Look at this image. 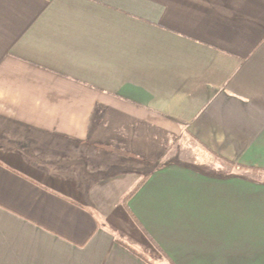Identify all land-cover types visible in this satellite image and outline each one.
I'll use <instances>...</instances> for the list:
<instances>
[{"label": "crops", "instance_id": "0c3cea01", "mask_svg": "<svg viewBox=\"0 0 264 264\" xmlns=\"http://www.w3.org/2000/svg\"><path fill=\"white\" fill-rule=\"evenodd\" d=\"M0 264H264V0H0Z\"/></svg>", "mask_w": 264, "mask_h": 264}, {"label": "trees", "instance_id": "16d2710c", "mask_svg": "<svg viewBox=\"0 0 264 264\" xmlns=\"http://www.w3.org/2000/svg\"><path fill=\"white\" fill-rule=\"evenodd\" d=\"M241 170H245V169H241ZM131 195H132V193L124 199L123 203L126 202V200H127Z\"/></svg>", "mask_w": 264, "mask_h": 264}]
</instances>
